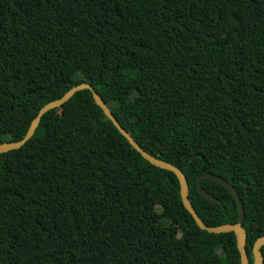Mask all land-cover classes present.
I'll return each instance as SVG.
<instances>
[{
  "label": "trees",
  "instance_id": "16d2710c",
  "mask_svg": "<svg viewBox=\"0 0 264 264\" xmlns=\"http://www.w3.org/2000/svg\"><path fill=\"white\" fill-rule=\"evenodd\" d=\"M87 82L150 154L178 166L209 226L264 235V0H0V144ZM264 256V245L261 247ZM0 264H241L201 229L89 89L0 153ZM264 264V263H263Z\"/></svg>",
  "mask_w": 264,
  "mask_h": 264
},
{
  "label": "water",
  "instance_id": "95a60500",
  "mask_svg": "<svg viewBox=\"0 0 264 264\" xmlns=\"http://www.w3.org/2000/svg\"><path fill=\"white\" fill-rule=\"evenodd\" d=\"M84 89H89L93 93V97L95 99V102L97 105H99L106 116L114 123V125L118 128V130L127 138V140L130 142V144L139 151L142 156L147 159L151 164L158 166L163 169H167L169 171H172L178 178L179 184H180V194L181 199L186 207V209L191 213L193 218L195 219L196 223L201 229L207 230L208 232L213 233H224V232H231L234 231L237 235V247L240 252L241 256V264H251L249 255L246 249V242H247V231L245 227L242 225L244 218H245V211H244V204L243 201L239 195V193L234 189L231 183L224 180L223 178L216 176L212 173H205L201 175L197 180V189L198 191L204 195L205 197H208L209 199H213V196L208 193L201 185V181L204 178H210L227 188H229L236 199L237 206H238V222L236 223H225L218 226H209L207 225L199 216L197 211L195 210L193 204L191 203L189 199V184L188 180L186 178V175L184 172L176 165L172 164L169 161L162 160L157 158L156 156L150 154L147 152L129 133V131L124 128L120 122L117 120L113 112L110 110L108 105L105 103V101L102 99L101 95L97 92V90L92 86V84L83 82L80 84H77L70 88L62 97L55 99L47 104H45L38 112V114L34 117L32 120L30 127L25 134V136L19 140V141H13V142H4L0 144V153L7 152L13 149H18L21 146H23L35 133L36 128L38 127L42 116L48 112L49 110L60 107L62 104H64L66 101H68L76 92ZM264 245V235L259 236L253 245V257L254 262L253 264H263L264 263V256L261 250V247Z\"/></svg>",
  "mask_w": 264,
  "mask_h": 264
}]
</instances>
